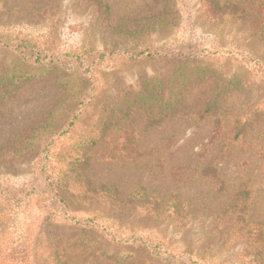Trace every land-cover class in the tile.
<instances>
[{"label": "rangeland", "instance_id": "rangeland-1", "mask_svg": "<svg viewBox=\"0 0 264 264\" xmlns=\"http://www.w3.org/2000/svg\"><path fill=\"white\" fill-rule=\"evenodd\" d=\"M101 1L0 0V264H264V0Z\"/></svg>", "mask_w": 264, "mask_h": 264}, {"label": "trees", "instance_id": "trees-1", "mask_svg": "<svg viewBox=\"0 0 264 264\" xmlns=\"http://www.w3.org/2000/svg\"><path fill=\"white\" fill-rule=\"evenodd\" d=\"M90 3H92L94 9L99 13V15H103L104 17H107V13L109 10V7L107 4H105L103 1L101 0H89ZM205 5H207L208 9L211 10V15L212 17H217L219 15H221V7L224 6L225 4L221 5L219 4L218 0H203ZM165 17V14H162ZM162 20L158 19L157 21H154L155 25H158ZM5 45H8V43H5ZM19 47H22V52L24 51H28V47L26 44H24V42H21V44H18ZM143 52H140L139 54H142ZM32 52L27 56V59H29V57L31 58ZM36 60L39 59L40 53H36ZM102 55V53H101ZM69 56V55H67ZM142 91V90H141ZM65 132V131H63ZM76 223H78V221H76Z\"/></svg>", "mask_w": 264, "mask_h": 264}]
</instances>
